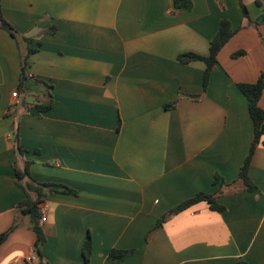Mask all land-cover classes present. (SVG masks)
Here are the masks:
<instances>
[{
  "label": "crops",
  "instance_id": "1",
  "mask_svg": "<svg viewBox=\"0 0 264 264\" xmlns=\"http://www.w3.org/2000/svg\"><path fill=\"white\" fill-rule=\"evenodd\" d=\"M242 1L249 18L241 0H1L16 34L0 27V234L17 226L0 264H87L88 239V264H264V135L248 171L257 187L238 179L254 136L238 84L264 73V0ZM223 19L235 33L205 88V61L179 56L208 55ZM26 162L59 186L41 195L33 263L15 175ZM199 192L225 210L170 213ZM113 249L130 252L115 262Z\"/></svg>",
  "mask_w": 264,
  "mask_h": 264
},
{
  "label": "trees",
  "instance_id": "2",
  "mask_svg": "<svg viewBox=\"0 0 264 264\" xmlns=\"http://www.w3.org/2000/svg\"><path fill=\"white\" fill-rule=\"evenodd\" d=\"M174 5L176 8L180 7H185V8H192L193 6V0H174ZM241 5L243 8V13L244 16L249 18L248 10L246 5L243 3L241 0ZM264 18V14L261 16ZM258 20H256L257 23ZM250 23H254L252 20H249ZM0 27L9 30L11 33L16 34L14 28L12 25L7 22L2 14V4L0 0ZM235 33V30L233 29L231 23L227 19H223L221 21L220 28L216 35L213 37L210 43L209 47V54L208 55H200L195 52H185L179 56V59L183 62H190L194 61L197 59H201L205 61L206 63V70L204 73V87L206 88L209 82V77L212 72V70L215 68V66L218 63L217 56L222 49V47L225 45V43L232 37V35ZM28 42H30V38H26ZM29 54L32 53L34 50L32 48H29ZM244 50H238L233 53V56H240L244 53ZM25 64L27 63V60H25ZM25 69L26 65L23 66V79L25 78ZM239 88L241 91L247 96L248 102H249V112L250 115L253 119L254 122V136L253 140L249 149V152L245 158V161L240 169L239 172V177L238 179L242 181V184L244 185L245 188L249 190L255 189L257 186L256 184L252 181V179L249 176V167L253 158V155L255 153V150L258 146V144L261 141V137L264 135V108L261 107L259 104V101L261 99V96L264 91V73L259 77V79L256 82L253 83H240L238 84ZM21 105H24L23 102ZM38 109L40 110H48L52 107V102H49L47 104H38L37 105ZM18 150H22L20 145H17ZM29 162H26V166L24 169H20L17 166H15V175L16 179L19 182V184L23 185L25 188L27 194H28V199L24 201L23 204H21L22 210L30 214L31 217V228L34 230L37 236L36 244H35V252L37 256L39 257L41 252V246L43 245L45 241V234L42 228V225L40 222L42 221V213L40 211V206L39 202L41 201V195L45 193L46 189L47 191L51 190H57L58 185H52V184H43L40 183L33 178H31L30 173H29ZM27 176H30V179L25 182L24 184L23 179ZM220 177L217 175L215 178V183H218L220 181ZM222 183H224L222 181ZM236 183L233 182V184ZM226 184H222V186ZM228 185V184H227ZM67 189V188H65ZM31 192H34L37 194L36 198H32ZM223 193V192H222ZM216 194H209L205 192H199L195 196L190 197L186 199L185 201L181 202L177 206H175L171 210V214L173 213H178L191 205L200 202V201H208L210 203V207L212 209H216L218 211H223L225 210V206L219 204L216 200ZM165 218L161 219L159 222V225L163 223ZM17 226L16 223H14L7 231L3 232L0 234V244L8 237L9 233ZM91 249V241L88 239L87 242L85 243L84 250L86 254V263L88 264L89 259L88 255ZM130 251L128 250H120V249H113L110 252V258L113 261H120L123 258H125ZM38 264H42L40 259Z\"/></svg>",
  "mask_w": 264,
  "mask_h": 264
},
{
  "label": "built area",
  "instance_id": "3",
  "mask_svg": "<svg viewBox=\"0 0 264 264\" xmlns=\"http://www.w3.org/2000/svg\"><path fill=\"white\" fill-rule=\"evenodd\" d=\"M13 96H15V97L19 96L18 92L17 91L13 92ZM44 211H45V207H42L41 208L42 215H43ZM37 258H38L37 254L33 250L26 256V261L29 262V263H33V262H35L37 260Z\"/></svg>",
  "mask_w": 264,
  "mask_h": 264
},
{
  "label": "rangeland",
  "instance_id": "4",
  "mask_svg": "<svg viewBox=\"0 0 264 264\" xmlns=\"http://www.w3.org/2000/svg\"><path fill=\"white\" fill-rule=\"evenodd\" d=\"M28 100L34 101L35 100L34 95H29Z\"/></svg>",
  "mask_w": 264,
  "mask_h": 264
}]
</instances>
